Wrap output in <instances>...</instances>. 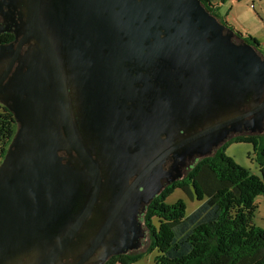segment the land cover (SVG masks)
Segmentation results:
<instances>
[{
  "label": "water",
  "instance_id": "obj_1",
  "mask_svg": "<svg viewBox=\"0 0 264 264\" xmlns=\"http://www.w3.org/2000/svg\"><path fill=\"white\" fill-rule=\"evenodd\" d=\"M0 15L14 34L0 42V104L16 122L0 237L26 247L28 264H104L138 248L140 215L187 156L264 131V54L200 0H0ZM95 61L115 76L111 102L137 81L155 114L95 107L106 98Z\"/></svg>",
  "mask_w": 264,
  "mask_h": 264
},
{
  "label": "trees",
  "instance_id": "obj_2",
  "mask_svg": "<svg viewBox=\"0 0 264 264\" xmlns=\"http://www.w3.org/2000/svg\"><path fill=\"white\" fill-rule=\"evenodd\" d=\"M211 14L235 31L244 41L259 47L255 38L244 36L217 14L210 0H200ZM13 34H0V42H10ZM16 129L12 113L0 111V148L4 151ZM231 142H248L259 167V174L249 172L225 150ZM174 188L181 189L200 204L185 214V204L178 199L164 202ZM264 196V131L239 134L220 145L211 155L202 157L185 175L163 187L140 215L146 229V252L157 249L161 264H264V228L254 223L256 198ZM157 219V224L153 219ZM141 252L110 256L104 264H130Z\"/></svg>",
  "mask_w": 264,
  "mask_h": 264
},
{
  "label": "flooded vegetation",
  "instance_id": "obj_3",
  "mask_svg": "<svg viewBox=\"0 0 264 264\" xmlns=\"http://www.w3.org/2000/svg\"><path fill=\"white\" fill-rule=\"evenodd\" d=\"M3 20H4L3 16L0 15V24L3 22ZM5 32L6 31L1 32L0 34ZM13 38H14V34H13ZM95 63L96 66L93 68L94 70H92L91 72L93 79L95 81L94 87H96V93L99 98H101L100 95L106 96V98L103 99L104 103L95 102V107L106 109L108 114H111L113 116L116 115L117 120H120V118L122 119L123 116L125 117L127 114H129L130 116H134V120L140 114H151V113L155 114V112L159 108V102H160L159 99L157 98L156 100H154L153 97L151 98L146 94H143L142 83H138L137 81H134L132 83L129 93H126L120 99L118 98L113 99V101L111 102L112 95L113 94L117 95L119 93V92L112 93L111 87L116 88L117 90L120 91L119 87L112 83V80L114 79L115 76L114 75L112 76V69L106 67L105 65L106 63H104V65L102 64V62H98V61H95ZM101 82H104V86H101ZM147 86L148 89L154 88L153 81H148ZM94 101H95V97H94ZM97 118L99 117L97 116ZM76 120H77V124H79L78 115H76ZM244 132H248V131H244ZM232 134L233 135L231 138H233L236 135H239L234 133ZM7 146L8 144L5 146L4 151L0 148V162L3 159ZM201 158L202 157H199L196 154L187 156L184 162L185 166L182 168L183 174H185L187 170H189V168H191V166ZM172 163H173V158L170 154L165 158L162 164V168L169 169L171 168ZM130 179L132 180L133 177H131ZM99 217H100V213L96 212L89 219V222L94 223L96 222V220L99 219ZM25 252H26V247L20 248L19 246L16 245L15 242L0 237V264H28L29 254L28 253L26 254Z\"/></svg>",
  "mask_w": 264,
  "mask_h": 264
},
{
  "label": "rangeland",
  "instance_id": "obj_4",
  "mask_svg": "<svg viewBox=\"0 0 264 264\" xmlns=\"http://www.w3.org/2000/svg\"><path fill=\"white\" fill-rule=\"evenodd\" d=\"M230 1V0H227ZM226 10V9H225ZM233 11L236 16L243 17L242 19L250 26L251 33H245L247 36L255 38L259 43L258 50L264 54V15L258 13L256 1L243 0L238 1L234 5ZM0 111H2V106L0 104ZM248 134V132H244ZM252 146L248 142H231L226 148L225 152L227 155L234 158V160L245 167L249 172L259 174V167L252 156L251 153ZM178 199H182L185 204V214L190 213L199 204L200 200L196 198L190 199L181 189L174 188L169 195L166 196L164 202L171 204ZM257 209L253 221L260 227L264 228V196L259 195L256 198ZM153 223L157 224V219H153ZM143 230L146 232L145 227L142 224ZM140 245L138 248L131 250L130 253L141 252V256L134 262L130 264H161L157 261L156 257L159 254L157 249H152L146 252L148 246V239L146 233L142 238H140Z\"/></svg>",
  "mask_w": 264,
  "mask_h": 264
},
{
  "label": "crops",
  "instance_id": "obj_5",
  "mask_svg": "<svg viewBox=\"0 0 264 264\" xmlns=\"http://www.w3.org/2000/svg\"><path fill=\"white\" fill-rule=\"evenodd\" d=\"M238 1L243 0H210L211 3L217 6V14L220 19L225 20L234 29L239 31L244 36L245 33H251L250 26L242 19L243 17H238L235 15L233 8ZM256 1L258 13L264 15V0H252ZM226 9V10H225Z\"/></svg>",
  "mask_w": 264,
  "mask_h": 264
}]
</instances>
